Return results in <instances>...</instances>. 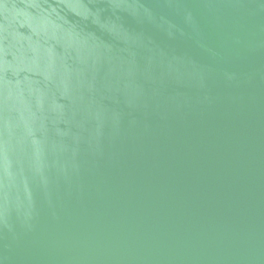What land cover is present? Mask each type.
Returning <instances> with one entry per match:
<instances>
[{
    "label": "water",
    "instance_id": "95a60500",
    "mask_svg": "<svg viewBox=\"0 0 264 264\" xmlns=\"http://www.w3.org/2000/svg\"><path fill=\"white\" fill-rule=\"evenodd\" d=\"M0 264H264V0H0Z\"/></svg>",
    "mask_w": 264,
    "mask_h": 264
}]
</instances>
